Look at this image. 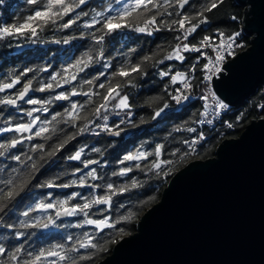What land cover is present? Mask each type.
I'll list each match as a JSON object with an SVG mask.
<instances>
[{
  "label": "snow or ice",
  "instance_id": "6c2138e0",
  "mask_svg": "<svg viewBox=\"0 0 264 264\" xmlns=\"http://www.w3.org/2000/svg\"><path fill=\"white\" fill-rule=\"evenodd\" d=\"M26 2L31 6L29 14L15 23L0 25V40L25 39L34 44L42 42L41 33L47 28L65 30L79 24V27L86 31H79L78 35L67 36L53 42L69 45L72 41L80 39L88 40L90 43L88 50L67 64L61 72L52 73L47 81L40 80L38 87L33 83L37 80V75L28 78V74L34 71L32 68H25L18 74L9 72L0 79V158L14 162L16 165L13 167L12 164H8L10 172L6 178H0V228L10 231L12 240H23V243L16 244L9 240L10 246L0 242V264H94L98 254L107 251L108 244L117 242L115 236L125 233V229L119 225L122 222L132 221L136 215L130 210L129 205L124 203L117 206V212L123 210L125 214L111 215L112 208L116 206L113 198L133 189L143 188L145 183L135 177L119 185L111 182H97L104 179L97 170L101 166V161L83 158L87 145L66 157L67 161H78L83 166L73 169L71 175L75 178L65 183L59 182L60 176L37 184H33V180L44 165L77 136L84 133L99 135L101 132L120 136L125 130L121 125L132 123V105L129 103L125 88L135 87L134 81L137 77L147 76L145 65L153 61L155 54H146L135 62L126 57L116 66L115 71L109 72V69L113 67L114 57L106 55L105 44L109 42L108 38L114 39L116 36L123 38L129 32L152 35L165 29L178 33L175 37L177 43L172 47L171 52L163 59L156 60L152 64L154 68L164 64L165 61L184 62L187 59L185 53H198L195 63L187 73L173 72L172 66H169L167 71H158L162 80L165 77L169 78V83L164 86L165 92L168 99L176 105V109L173 110H179L193 99L192 81L201 58L208 60L203 64V79L211 82L213 76L222 72L221 65L227 57L235 55L234 49L242 47L236 42L240 33L225 34L217 30L215 35H205L198 44L187 42L201 25L209 22L206 14L221 7L225 0H207L200 10L191 14L184 11L191 0H115L114 4H109L102 11L93 9L92 15L84 11L82 7L86 6L89 0H26ZM3 3L4 0H0V4ZM85 17L89 18L84 19ZM166 17L169 19H165ZM209 48L215 54L214 56H209L206 51H203ZM135 51L136 49H130L129 56ZM96 65H100L103 71H99L90 79L81 77V73H85ZM47 67L50 68L51 65ZM40 71H47V68L36 70L37 73ZM101 77L105 78L104 82L97 83ZM18 85L22 86L17 88ZM68 85H71L70 89L56 91ZM93 85L102 91H94ZM84 86H88L87 91L83 90ZM170 86L177 87L170 91ZM33 92H52L54 95H50L47 99H40L31 97L30 93ZM77 96L85 97L84 102L80 103L72 99ZM94 97H99L100 102L94 103ZM198 99L203 101V111L199 113L202 118L195 121L200 125L213 124V119H207V117L211 115L215 118L222 110L228 108V104L211 88H208L206 93ZM56 101H67L69 107L64 108L62 112H51V105ZM21 104L31 107L25 109L21 107ZM89 105L93 107L92 118L88 119L87 123H78L84 119L82 112ZM7 108H12L29 119L16 122L11 113L4 117V111ZM170 108V103L164 101L162 106H158L154 111L151 119H157ZM42 113L48 114L50 118H42L40 115ZM110 113L121 117L119 124H108ZM123 117L128 119L125 120ZM97 118L103 123H95ZM143 122L141 119V123ZM61 124L70 125L76 131L71 134L66 133L64 128L59 127ZM227 127L231 128L233 124L228 123ZM182 130L196 132V128L192 127L175 129L177 132ZM54 138L56 142L46 148L47 142ZM38 139L43 140L44 143L34 142ZM204 140L206 137L200 134L191 140L181 141L186 150L174 149L170 153L173 159L161 158L165 149L163 144H157L152 151L141 148L135 152H129L119 163L121 165L125 162L133 163L113 171L112 176L126 177L134 169H138L154 172L158 178L166 180L173 166L196 155L197 145ZM91 151L103 156L99 148L94 147ZM149 157L153 159L149 160ZM141 161L147 163L142 166ZM74 187L91 189V191L87 195L79 191H71L65 194L64 199H57L52 191H48L42 194V199L35 198L36 189L63 190ZM97 189H103L104 194H97ZM28 197H32L34 203L28 204L26 209L17 215L15 209ZM77 200L80 202H74ZM96 213H99L101 218H93ZM12 216H16V221L5 223V217L11 219ZM79 216L83 219L78 221L75 227L90 226L89 231H84L79 236L67 234L64 236V242L48 247L32 250L26 248L28 237H34L37 233L43 235L46 230L59 227L57 221L61 218Z\"/></svg>",
  "mask_w": 264,
  "mask_h": 264
},
{
  "label": "trees",
  "instance_id": "16d2710c",
  "mask_svg": "<svg viewBox=\"0 0 264 264\" xmlns=\"http://www.w3.org/2000/svg\"><path fill=\"white\" fill-rule=\"evenodd\" d=\"M207 0H191L190 5L186 6L184 11L188 13H193L194 11L200 10L201 6L206 4ZM115 0H89L86 6H82L84 11H88L90 15L94 14L93 9L96 11H102L109 4H114ZM31 6L27 4L26 0H4L3 4H0V23L12 24L22 17L29 14ZM171 11V9H169ZM209 17V22L201 25V27L190 36L187 42L196 43L200 41L205 35H214L217 30L223 31L225 34H233L241 29V18L243 16V7L236 4L234 0H225V3L218 9L213 10L211 13H207ZM85 17L84 19H88ZM67 19V18H65ZM169 19V18H165ZM175 19V17H171ZM79 31H86L79 27V24L70 29L58 30L54 27L45 29L41 33L40 40L42 42L31 43L25 39H3L0 40V79H3L5 74L9 72L19 73L25 68H32L34 71L28 74V78L33 75H37V80H34V86H39V81H47L49 76L55 72H61L67 64L73 62L77 57L81 55L82 52L88 50L90 41L88 40H74L71 44H57L53 40H61L64 37L71 35H78ZM178 33L162 30L155 32L152 35L147 33H136L129 32L123 38L116 36V38L109 37V42L105 44L107 49L106 55L109 57H114L112 60L113 67L109 69V72L115 71L116 66L125 59L130 58L133 62L141 59L146 54H155L153 61L145 65L147 76L137 77L134 81L135 87L128 86L125 88V92L129 96V103L132 105V123H125L121 125L125 130L120 136H111L108 133L101 132L99 135L92 133H84L71 143L66 146L60 153L55 157H52L47 164L41 169V172L37 174L33 184L43 183L46 180L52 179L56 176H60L59 182L65 183L69 180L75 178L71 175L72 171L76 167H83L78 161H67L66 157L72 155L78 148L87 145L85 149L84 159H97L101 161V166L97 168L100 175L104 177L103 181H97L102 183H114L122 184L130 181L132 177L143 181L145 186L140 189H133L128 193L118 195L113 198L114 206L111 210V215L118 216L125 214L123 210L117 212V206L120 203L129 205L130 210L135 212V217L130 222H122L119 227L125 229L123 235L117 234L115 239L117 241L121 236L131 234L135 231V224L139 216L153 203H155L159 197L162 189L165 187L169 178L180 168H182L186 163L198 160L206 159L214 155V150L216 145L223 139L228 137H237L243 130L244 126L248 124L252 119L264 118V85H260L257 91L252 94L248 99H246L242 104L229 107L227 111L218 119L214 120L212 126H202L199 127L195 121L199 120V113L203 109V104L198 100L194 99L188 101L186 105L179 110H173V102L168 99L165 92V84L169 83V78L165 77L163 80L158 75V71H167L169 66H172L173 72H189L191 66L195 63V58L197 53H185L184 55L187 59L184 62L180 61H165L164 64L157 65L155 68L152 64L156 60H161L163 57L171 52L172 47L177 43L175 37ZM245 47L249 45V37L245 36ZM20 46L17 47L16 45ZM136 49L135 52L131 53L129 56V50ZM51 65L50 68L47 66ZM47 68V71L36 72L37 69ZM99 71H103L100 65H96L93 68L86 70L85 73H81V77L85 79H90L93 75L97 74ZM194 80L192 81V96H199L205 94L209 85L208 82L203 79L204 70L202 69V62L197 66L194 73ZM105 78L101 77L100 81L97 83L104 82ZM22 85H18L17 88ZM178 86V85H177ZM177 86H170L169 90ZM71 85L64 86V89H57L56 91H61L65 89H70ZM78 90H79V86ZM94 91H102L92 86ZM84 91L88 90V86H84ZM50 95H54L52 92H33L31 97L47 99ZM73 100L83 103L85 97L77 96L73 97ZM94 103H99V97L93 98ZM164 101H168L171 108L166 110L160 117L152 120L151 117L158 106H162ZM21 107L28 109L31 106L26 104H21ZM69 107L67 101H56L51 105V112H62L64 108ZM93 107L91 105L87 106L86 110L82 112L84 119L78 121V123H87L88 119H91V113ZM11 113L13 119L16 122L21 120L27 121L29 118L18 114L16 110L12 108H7L4 111V117ZM42 118H50L48 114H40ZM239 117V119H238ZM121 117H116L114 114H109L108 124H119ZM127 120V117H123ZM143 119V123H141ZM95 123H103L101 119H95ZM232 123L233 127L228 128L227 124ZM59 127L64 128L66 133H74L75 128L70 125H59ZM196 128L195 133H190L186 130L175 131L177 128ZM202 132L206 137V140L197 145V154L190 156L187 160L178 163L173 166L171 174L167 179L158 178L154 172L140 171L134 169L126 177H114L112 176L113 171H118L122 166H128L133 162H125L124 165L119 163L123 159L124 155L129 152H135L137 149H143L147 151H152L157 144H163L165 146L164 154L162 159H173L170 153L174 149H181L185 151V146L181 141L187 139L191 140L194 136H198ZM11 135V134H6ZM36 143H44L43 140H36ZM55 138L50 140L46 144L48 145L55 143ZM99 148L103 152V156L99 153L92 152V148ZM153 157H149V160ZM142 166L147 163L146 161L140 162ZM8 164H12L15 167V163L11 161H5L0 158V169H5V171H0V178H6L10 169H8ZM92 167H97L92 165ZM63 174V175H62ZM78 175V174H77ZM52 191L55 198L64 199L65 194L71 191H79L84 195H87L91 189L86 188H71V189H36L35 198L42 199L44 193ZM97 194L103 195V189H97ZM154 197V199H150ZM141 201H146L145 203H140ZM80 202V201H74ZM34 203L32 197H28L24 200L22 204L15 209L16 214L24 211L28 204ZM100 207V206H97ZM95 213V208L93 209ZM93 218H101L99 213H96ZM83 217H71L68 220H59L57 224L59 227L51 230H46L42 235L37 233L34 237H28V243L26 248L29 250L39 249L41 247H48L56 243L64 242V236L67 234H72L74 236H79L84 231H89L90 226L84 228H77L75 225L78 221L82 220ZM16 221V216H12L11 219L5 217V223H13ZM35 231V230H29ZM12 240L11 233L7 229L0 228V242H4L6 246H10L8 241ZM13 244L23 243L21 241L12 240ZM114 243L107 245V251L98 254V258L94 261V264L102 259L106 254H108Z\"/></svg>",
  "mask_w": 264,
  "mask_h": 264
},
{
  "label": "water",
  "instance_id": "95a60500",
  "mask_svg": "<svg viewBox=\"0 0 264 264\" xmlns=\"http://www.w3.org/2000/svg\"><path fill=\"white\" fill-rule=\"evenodd\" d=\"M234 1L249 45L210 82L229 107L264 85V0ZM95 264H264V118L177 170L135 231Z\"/></svg>",
  "mask_w": 264,
  "mask_h": 264
},
{
  "label": "built area",
  "instance_id": "2783aa9c",
  "mask_svg": "<svg viewBox=\"0 0 264 264\" xmlns=\"http://www.w3.org/2000/svg\"><path fill=\"white\" fill-rule=\"evenodd\" d=\"M0 25H2V23H1ZM238 32L240 33V36L238 37V39H237L236 42H237V44H241L242 47H236V48L234 49V52H235V53L245 48V40H244V37H245L246 35L243 33L242 29H240ZM215 34H216V33H215ZM215 34H214V35H215ZM188 43H189V42H188ZM198 43H199V41L196 42V43H191V44H198ZM203 51H206V52L208 53L209 56H214V55H215V54L212 52V50H211L210 48H209V49H203ZM197 54H198V53H197ZM230 57H231V56H228L227 59H226V61H227ZM200 61L202 62V69H203V64H204V63H207L208 60H207V58L202 57ZM226 61H225V62H226ZM225 62H224V63H225ZM224 63L221 65V68L223 67ZM213 77H214V76H213ZM207 82H208V81H207ZM208 85H209L208 88H211L210 82H208ZM178 86H179V85H178ZM202 95H204V94H202ZM202 95H199V96H192L193 99H191V100L198 99V98H199L200 96H202ZM191 100H190V101H191ZM198 100L203 104V101H202V100H200V99H198ZM228 108H229V106H228ZM228 108H227V109H228ZM173 109H176V105H175L174 102H173ZM227 109L222 110L219 116L213 118V117L210 115L209 117H207V119H213V123H214V120L220 118V117H221V116L227 111ZM202 111H203V109H202ZM201 118H202V117H200L199 119H201ZM197 125H198L199 127H202V126H212L213 124L209 125V124L205 123V124H203V125H200V124H197ZM200 134H203V133L200 132L199 135H200Z\"/></svg>",
  "mask_w": 264,
  "mask_h": 264
},
{
  "label": "rangeland",
  "instance_id": "374dc122",
  "mask_svg": "<svg viewBox=\"0 0 264 264\" xmlns=\"http://www.w3.org/2000/svg\"><path fill=\"white\" fill-rule=\"evenodd\" d=\"M1 24V23H0Z\"/></svg>",
  "mask_w": 264,
  "mask_h": 264
}]
</instances>
